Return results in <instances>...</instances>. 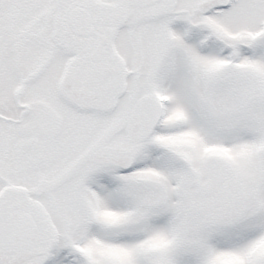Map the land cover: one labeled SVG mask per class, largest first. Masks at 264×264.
<instances>
[{
    "label": "snow or ice",
    "instance_id": "snow-or-ice-1",
    "mask_svg": "<svg viewBox=\"0 0 264 264\" xmlns=\"http://www.w3.org/2000/svg\"><path fill=\"white\" fill-rule=\"evenodd\" d=\"M0 264H264V0H0Z\"/></svg>",
    "mask_w": 264,
    "mask_h": 264
}]
</instances>
